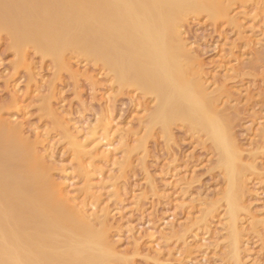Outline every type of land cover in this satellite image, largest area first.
Wrapping results in <instances>:
<instances>
[{
  "label": "rangeland",
  "instance_id": "obj_1",
  "mask_svg": "<svg viewBox=\"0 0 264 264\" xmlns=\"http://www.w3.org/2000/svg\"><path fill=\"white\" fill-rule=\"evenodd\" d=\"M248 2L247 8L242 7L244 11L238 6L239 9H234L243 27V32L239 29L238 32L246 34H242L243 37L240 35L238 38L233 25L223 21L214 22L205 15L189 16L181 30L184 42L191 51V63H196V66L192 64V68H188L189 72L193 70L194 76L199 74L204 85L210 87L209 92L219 99L220 115L227 128H232L233 141L242 149L246 159L244 163L257 167L250 170L245 164H239L244 179L240 202L251 210V217L244 210L237 212V246L240 257L247 264H264V223L258 221L264 217V63L257 62L263 63V66H259L254 59L264 54V7L260 10L255 3ZM240 37L243 40H239ZM230 50L232 54L234 52L233 56L230 53L232 62L231 56H228ZM234 56H239V59L236 58L240 62H235ZM17 60L13 50L8 47L7 36L1 33V119L10 127L20 126L21 129H18L25 139L40 143L37 147L45 157L44 165L49 178L64 183L77 203L87 200L83 202L87 204V209L94 202L99 204V218L109 211L110 240L116 248H120L117 250L125 258L121 256L104 264H157L158 261V264H234L229 220L226 218L228 207L223 199L227 178L217 165V156L203 133H194L187 124L177 122L171 126V139L163 136L159 126L154 128L153 135L147 137L143 120L147 114L146 107L154 105L153 97L140 95L132 89L120 90L99 67L86 64L79 57L71 56L70 59L74 70H79L76 77L64 70L58 71L49 58L44 60L31 49L27 50L28 61H23L22 66L16 65ZM228 65H239V68L233 66L238 70H229L231 67L228 68ZM197 70L198 73L195 72ZM89 76L95 78L94 83ZM228 76L230 79L226 83L223 80ZM221 84L226 85L223 89L228 90L229 94L224 90L222 93L219 87L224 86ZM218 93L221 96L217 98ZM89 130L94 131L91 135H96L91 136L93 140L106 135L105 143L104 140L97 141L101 143L100 146L109 143L112 150L107 159L101 154L91 160L87 157L82 159L87 165L85 168L90 165L85 169L81 160H75L77 157L73 156L75 153L69 147L67 135L86 143L92 141ZM111 155L115 158L112 159ZM80 166H83L80 168L83 171L79 170ZM86 173H90L88 176L94 182L92 186L95 185L89 193L90 197L84 191ZM66 181H69V186ZM91 217L94 218L93 215ZM100 228L96 225V229ZM139 236L141 240L137 248L132 242ZM150 242L151 246L157 244L160 249H155V246L154 251H158V254L150 256L149 260L145 257H148L150 247L146 244Z\"/></svg>",
  "mask_w": 264,
  "mask_h": 264
},
{
  "label": "bare ground",
  "instance_id": "obj_2",
  "mask_svg": "<svg viewBox=\"0 0 264 264\" xmlns=\"http://www.w3.org/2000/svg\"><path fill=\"white\" fill-rule=\"evenodd\" d=\"M248 1L255 3L257 9L262 10L264 7V0H254V2L253 0H0V35L4 33L7 36L8 47L18 59L16 65L22 66L23 61H28L27 50L31 49L42 59L49 58L58 71L64 70L72 77H76L79 70H74L70 59L71 56L79 57L86 64L99 67L120 90L132 89L140 95L153 97L154 105L146 107L147 114L143 120L147 137L159 126L163 136L171 139V126L177 122L187 124L194 133L205 135L217 156V165L223 169L224 177L227 178V189L223 199L228 207L226 218L229 220L232 239V257H230L234 264H247L242 256L240 257L237 246L239 229L237 212L244 210L249 216L251 215V210L249 211L240 202L244 179L240 174L239 164H245L250 170H256L257 167L244 163L246 159L244 160L243 151L233 141V133L231 135L230 132L232 128H227L221 117L222 114L220 115L217 104L219 99L209 92L210 87L204 85L205 82L200 80L199 74L194 76L193 70L189 72L188 68H192V64L196 63H191L189 56L191 51L189 52L184 42L181 28L189 16L205 15L214 22L223 21L233 25L239 34L238 29L241 30L242 26L239 23L238 12L236 13L234 9L241 7L244 11L242 7H245ZM242 32L238 38L242 34L246 35ZM242 37L239 40H243ZM230 53L232 54L231 50L229 57ZM236 57L239 56H234L235 62L240 58ZM254 59L256 63L260 61L264 63V54L257 55ZM263 63L258 65L263 66ZM255 65L251 66L255 67ZM233 66L228 65V68L231 67L229 70L239 65L234 66L235 68ZM197 68L200 70L201 66L199 67L198 64ZM198 70L195 72L198 73ZM93 78L89 76V80L94 83ZM228 79L229 76L223 81L226 82ZM223 84L221 86H224ZM225 86L219 87L222 88V93L223 90L228 92L223 89ZM220 93L217 98L221 96ZM226 117L228 119V116ZM1 118L0 116V264H104L121 257L120 248H116L109 237L108 219L111 221L108 218L109 211L104 212L103 218H99L97 209L100 206L95 204V200L88 209L87 204L83 203L87 200L80 201L82 205L77 203L76 198L69 195L71 193L67 191L64 183L49 178L50 175L44 165L45 157L43 158L41 155L43 152L37 147L40 143L25 139L20 126L10 127ZM92 132L89 133L90 138L94 135V133L91 135ZM67 137L69 147H72L75 153L73 156L77 157L75 160L84 162L82 159L87 157L91 160L99 154L102 157L106 156L104 157L106 159L110 156L108 153L112 150H110L112 146L109 143L100 146L101 141L104 140L105 143L106 135L97 139L100 142L92 138V141L86 143H82L81 140L79 142L73 135ZM113 158L115 157L112 156ZM112 159L109 158L108 161L111 162ZM83 162L81 164L85 168L87 165ZM94 165L92 161V166ZM81 167L83 168L80 166L79 170L83 171ZM88 174L83 175L87 177L84 191L90 197L89 193L94 190L95 185L92 186L93 178L91 176V180ZM52 175L51 177H54ZM67 182L69 181H66V184ZM92 195L95 196V193ZM258 221L264 223V217ZM96 225L101 228L96 229ZM153 233H150L151 236ZM139 238L132 242L137 248L140 245L141 238ZM151 242L146 244L150 247L146 255L148 257L145 258L157 256L158 251L154 250L160 249L157 244L155 245L157 248L154 243L152 244L154 247L151 246ZM152 251L154 253H151ZM169 255L172 256L170 253Z\"/></svg>",
  "mask_w": 264,
  "mask_h": 264
}]
</instances>
